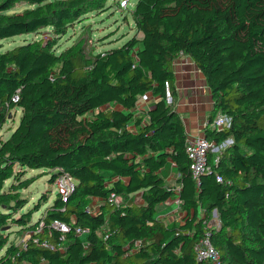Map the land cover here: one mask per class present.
I'll return each mask as SVG.
<instances>
[{
  "label": "trees",
  "instance_id": "obj_1",
  "mask_svg": "<svg viewBox=\"0 0 264 264\" xmlns=\"http://www.w3.org/2000/svg\"><path fill=\"white\" fill-rule=\"evenodd\" d=\"M106 1L0 0V40L42 28L63 36ZM21 3L31 7L7 13ZM130 12L141 37L94 55L79 45L57 53L43 40L0 53V127L10 110L21 114L0 140V264H209L198 263L193 248L214 210L219 227L211 243L221 260L264 264V0H137ZM179 56L197 67L209 89L207 122L218 114L229 119L221 130L204 127L214 147L231 142L209 152L212 171L198 186L185 153L187 135L172 107V63ZM147 93L156 101L136 115V102ZM167 161L178 174L180 222L155 216L174 195L160 175ZM15 166L45 168L51 184L67 174L74 190L66 201L57 194L32 223L47 199L42 195L22 212L28 201L18 186L4 189ZM33 181L23 180L20 188ZM139 192L142 203L127 204ZM111 194L118 205L107 201ZM92 199L101 203L88 213ZM40 222L22 248L8 245V224L33 232ZM76 227L88 233L76 236ZM42 241L60 248L41 247Z\"/></svg>",
  "mask_w": 264,
  "mask_h": 264
},
{
  "label": "rangeland",
  "instance_id": "obj_2",
  "mask_svg": "<svg viewBox=\"0 0 264 264\" xmlns=\"http://www.w3.org/2000/svg\"><path fill=\"white\" fill-rule=\"evenodd\" d=\"M136 1L137 0H129L126 5L121 6L120 0H107L103 7L97 8L94 11L83 15L81 19L74 24L73 27L69 28L63 36L55 35L51 28H42L37 32L28 35L2 39L0 40V53L24 44L25 42L39 40H43L44 42L52 41V50L57 53L76 45L84 47L85 52L88 55H94L109 48L119 47L131 36L136 35L138 38L141 36L140 34H137L134 29L133 19L130 12ZM30 7L31 6L23 3L17 4L7 13H18ZM10 111L12 112V117H7L5 123L0 127V138L2 140L8 138L18 125L20 119L21 114L19 109ZM211 153H217L216 148H213ZM18 172L21 173L15 176ZM51 174L52 173L45 168L29 169L24 167L21 169V167L15 166L13 176L5 182L4 189H6L11 182H14L18 186L19 196L27 199L28 202L22 212H26L28 209L32 208L41 196L45 195L47 202H42L39 210L32 214V223L45 213L46 208L57 196L55 184L49 182ZM31 178H33L34 181L27 188H20L23 180ZM173 187L174 189H177L175 181ZM87 207H93L95 209L97 204L90 202ZM168 210L170 211L171 207H169ZM155 216L158 217V213H156ZM7 226L8 227L5 231L8 236V245H18L22 248L24 242L28 240L30 231L13 227L11 224H8ZM218 227L219 225L212 224L210 229H217ZM3 252L4 251L0 252V256H2Z\"/></svg>",
  "mask_w": 264,
  "mask_h": 264
},
{
  "label": "crops",
  "instance_id": "obj_3",
  "mask_svg": "<svg viewBox=\"0 0 264 264\" xmlns=\"http://www.w3.org/2000/svg\"><path fill=\"white\" fill-rule=\"evenodd\" d=\"M172 71L175 75L177 89V98L172 107L182 121L187 140L203 136L204 123L207 121V117L212 110L211 94L205 80L197 67L187 57L179 56L176 58L172 63ZM155 101L156 97L150 93L141 96L136 102V107L134 109L135 114L137 115L140 112L148 111L154 105ZM1 108L2 107H0V110ZM12 111H14V109H12ZM9 115L10 114H8V116ZM0 140L2 139L0 138ZM160 175L163 177L164 183L167 186L173 187L174 181L176 184V179L178 177L175 164L171 161H167L164 168L160 170ZM12 183L13 182H11L9 186ZM177 191L178 189H174V195L166 202L158 205L156 211L158 213V219L167 223L181 221L184 213L179 210ZM91 202L97 205L101 203L97 199H92ZM141 203L140 192L131 196L127 201L129 205H139ZM169 207H171L170 211L168 210Z\"/></svg>",
  "mask_w": 264,
  "mask_h": 264
},
{
  "label": "built area",
  "instance_id": "obj_4",
  "mask_svg": "<svg viewBox=\"0 0 264 264\" xmlns=\"http://www.w3.org/2000/svg\"><path fill=\"white\" fill-rule=\"evenodd\" d=\"M129 0H120V4L126 5ZM165 98L168 103H170V94L168 90V84L165 83ZM13 101H17V97L13 98ZM9 116L11 117L12 113L9 111ZM8 116V118H9ZM7 120V119H6ZM204 127H208L212 130H221L223 128L229 127V119L222 114H218L213 121L207 122L205 121ZM231 140H227L222 143L219 147H214V143L209 141L204 135L195 137L191 140H186L185 153L189 162V171L191 174L192 180L195 182V185H199V180L204 174H210L212 171V166L209 165V152H212L213 148L223 149L226 145H228ZM217 157L214 158V163L216 164ZM216 181L218 183H222V179L220 176H216ZM230 184L229 181L226 182ZM54 184L56 186V191L58 196L66 201L67 196L74 190L75 180L67 174H62L56 177ZM109 203H113L115 205L119 204V198L113 194H111L107 200ZM86 211L88 213H94L95 209L86 207ZM212 224L219 225V218L217 212L214 210L210 217L205 221V234L204 236L195 244L193 248V253L195 259L198 263H209V264H226L220 258L219 252L214 248L211 243V235L212 231L210 226ZM42 222L39 223L36 230L30 232V235L33 233L39 232L42 228ZM53 227L57 228L61 232H67V228L59 224L57 221H54L52 224ZM76 236H84L88 233L87 228L76 227L74 230ZM61 239V238H60ZM41 247L54 250L55 248H60L59 245H54L48 243L46 241H42L40 243Z\"/></svg>",
  "mask_w": 264,
  "mask_h": 264
}]
</instances>
